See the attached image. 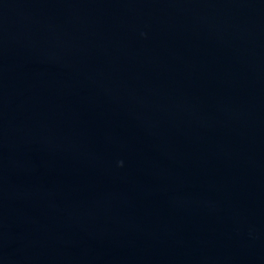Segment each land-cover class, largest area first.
<instances>
[{
	"label": "water",
	"instance_id": "obj_1",
	"mask_svg": "<svg viewBox=\"0 0 264 264\" xmlns=\"http://www.w3.org/2000/svg\"><path fill=\"white\" fill-rule=\"evenodd\" d=\"M0 264H264V0H0Z\"/></svg>",
	"mask_w": 264,
	"mask_h": 264
}]
</instances>
